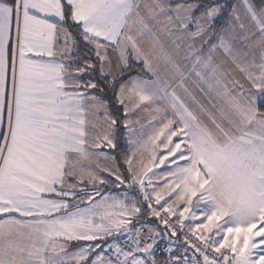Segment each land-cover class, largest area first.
Listing matches in <instances>:
<instances>
[{
	"label": "snow or ice",
	"instance_id": "1",
	"mask_svg": "<svg viewBox=\"0 0 264 264\" xmlns=\"http://www.w3.org/2000/svg\"><path fill=\"white\" fill-rule=\"evenodd\" d=\"M0 264H264V0H0Z\"/></svg>",
	"mask_w": 264,
	"mask_h": 264
},
{
	"label": "rangeland",
	"instance_id": "2",
	"mask_svg": "<svg viewBox=\"0 0 264 264\" xmlns=\"http://www.w3.org/2000/svg\"><path fill=\"white\" fill-rule=\"evenodd\" d=\"M164 169L161 168V169H155V171H158V172H162ZM162 183V181H161ZM166 199H169L168 197H166ZM163 203V201H161ZM196 223H199V221H195Z\"/></svg>",
	"mask_w": 264,
	"mask_h": 264
},
{
	"label": "built area",
	"instance_id": "3",
	"mask_svg": "<svg viewBox=\"0 0 264 264\" xmlns=\"http://www.w3.org/2000/svg\"><path fill=\"white\" fill-rule=\"evenodd\" d=\"M173 219H175V217H173ZM189 223H190V221H187V220L185 221L186 225H188ZM194 223H196V222H194Z\"/></svg>",
	"mask_w": 264,
	"mask_h": 264
}]
</instances>
